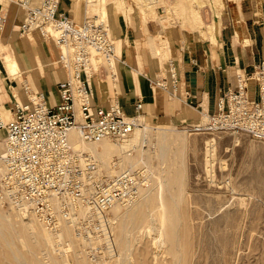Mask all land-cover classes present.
<instances>
[{
	"label": "rangeland",
	"instance_id": "374dc122",
	"mask_svg": "<svg viewBox=\"0 0 264 264\" xmlns=\"http://www.w3.org/2000/svg\"><path fill=\"white\" fill-rule=\"evenodd\" d=\"M197 1L94 0L92 9L80 0L84 15L100 14L97 2L107 4L109 25L112 11L135 8L157 23L195 17L207 25L226 4ZM134 128L133 136L110 139L121 150L105 160L114 164L115 158L118 166L123 160L119 169L150 168L151 184L139 195L142 199L149 193L139 202L142 209L119 216L110 208L107 216L99 213L102 224L80 231L62 219L51 230L35 211L0 198V264H264V140L244 131H187L173 122H150L144 115ZM163 131L169 135L165 151ZM5 137L3 128L0 153ZM4 172L5 166L0 176ZM120 203L126 209L130 202Z\"/></svg>",
	"mask_w": 264,
	"mask_h": 264
},
{
	"label": "built area",
	"instance_id": "2783aa9c",
	"mask_svg": "<svg viewBox=\"0 0 264 264\" xmlns=\"http://www.w3.org/2000/svg\"><path fill=\"white\" fill-rule=\"evenodd\" d=\"M16 2L25 11L22 32L37 29L53 40L68 76L58 83L60 99L55 104L26 86L28 100H16L9 117L0 108V128L6 130L0 198L20 206L28 202L51 230H57L62 219L78 231L91 224L98 227L104 222L100 212L107 216L114 203L139 197L142 187L151 184V170L119 169L115 158L117 169L107 170L92 153L75 147L69 132L75 127L87 140L126 137L139 121L143 100L135 102L133 115L117 99L107 105L94 103L95 78L105 62L112 69L117 58L116 39L106 18L86 13L77 22L59 9L61 0ZM6 18L1 12L0 27ZM250 79L258 84V98L248 94ZM218 107L203 112L198 122L183 120L180 125L187 131H244L264 140V58L253 70L239 73L238 86L224 92ZM83 206H89L84 213Z\"/></svg>",
	"mask_w": 264,
	"mask_h": 264
},
{
	"label": "crops",
	"instance_id": "0c3cea01",
	"mask_svg": "<svg viewBox=\"0 0 264 264\" xmlns=\"http://www.w3.org/2000/svg\"><path fill=\"white\" fill-rule=\"evenodd\" d=\"M91 1L86 5L93 9ZM104 8L107 14V4ZM59 9L77 22L84 19L80 0H61ZM1 12L7 18L0 27V108L27 101L26 86L43 92L49 104L57 103L58 83L68 76L59 47L37 29L22 32L25 11L16 0H0ZM109 22L117 58L112 69L105 62L95 78L94 103L117 99L133 115L142 98L141 115L150 122H198L203 112L218 110L219 98L238 86L239 73L253 70L264 58V0H226L223 13L207 25L195 17L157 23L136 8L112 11ZM7 52L10 63L4 58ZM248 89L251 98L259 97L255 80H249Z\"/></svg>",
	"mask_w": 264,
	"mask_h": 264
},
{
	"label": "bare ground",
	"instance_id": "6f19581e",
	"mask_svg": "<svg viewBox=\"0 0 264 264\" xmlns=\"http://www.w3.org/2000/svg\"><path fill=\"white\" fill-rule=\"evenodd\" d=\"M197 1V0H196ZM197 2H200V3H202L201 1H197ZM199 4V3H198ZM203 4V3H202ZM201 4V5H202ZM200 5V4H199ZM105 5H103V7H102V13L98 16V17H106V10H105ZM195 10H197V9H195ZM193 13H195L194 12V10H193ZM197 13H199V11H197ZM200 14V13H199ZM0 50H2V46H0ZM1 52V51H0ZM3 52V51H2ZM4 58L10 63L11 62V55L10 54H8V53H5V56H4ZM13 66V65H12ZM12 72H14L13 71V69H12ZM4 110V109H3ZM4 114H5V116L6 117H9L11 114H10V110L8 109V108H6L4 111ZM141 115V114H140ZM136 133V128H134L133 129V131L130 133V134H128L127 136H133L134 134ZM161 133V132H160ZM168 133H167V131H163L162 133H161V140H162V151H165L166 150V148H167V145H166V142H167V139H168ZM69 138H70V141H71V143L75 146V147H86L89 151H91V152H94V153H96V155H98L97 157H99V159L102 161V165L107 169V170H111V171H113V170H116L117 168H114V165L112 164V163H110L109 161H106L105 159V157L107 156V154L108 153H111V152H113V151H116V150H121V145L119 144V143H114V142H111L110 141V137H105V138H102V139H100V140H87V139H85L83 136H82V134H81V132L77 129V128H72L71 130H70V132H69ZM6 140V139H5ZM98 143H101L102 144V146H103V148L102 149H98L97 148V146H96V144H98ZM3 153H4V150L0 153V169L2 170L3 168H4V166H5V171H6V164H5V161L3 160ZM164 153V152H163ZM113 163H114V161H113ZM120 164H119V166L120 167H122V165H124L123 163H124V161L123 160H121L120 162H119ZM5 173V172H4ZM3 173V174H4ZM175 175V174H174ZM178 175H180V173L178 174ZM174 177V176H173ZM172 177V178H173ZM177 177V176H176ZM176 177H174V178H176ZM178 178V177H177ZM180 178V177H179ZM178 178V179H179ZM174 180V179H173ZM180 180V179H179ZM144 189H141V191H143ZM146 193V192H145ZM149 194V193H148ZM148 194H142V199L144 198V199H146V198H148L147 197V195ZM142 199H139V197L137 198V199H135L133 202H130L129 204H128V206L126 207V209H123L122 208V203H120V202H116V203H114L110 208L117 214V215H122V214H128V215H132V216H134V215H136L141 209H142V206H141V203L139 204V202H140V200H142ZM143 203V202H142ZM24 206V207H23ZM23 206H21V208H24V209H28V211H30V212H33L34 210H33V208H32V206L28 203V202H25L24 204H23ZM88 208V207H87ZM86 208V209H87ZM85 210V209H84ZM23 212H25V211H23ZM29 213V212H28ZM126 214V215H127ZM165 214L166 213H164V215L163 216H165ZM28 217H29V215H28ZM27 217V218H28ZM30 218H32V217H30ZM29 219V218H28ZM65 221H67V220H65V219H63L62 220V222L64 223ZM30 225H31V223H29ZM26 226V225H25ZM32 226V225H31ZM33 227V226H32ZM34 228V227H33ZM30 229H32V228H30ZM61 230V229H60ZM59 231V230H58ZM36 233L37 234H39L40 236H41V238L43 237L42 236V232L41 231H37L36 230ZM82 233V232H81ZM33 234H35V233H33ZM36 234V235H37ZM38 236V235H37ZM38 238V237H37ZM41 238H40V241H41ZM57 238V237H56ZM55 239V238H54ZM58 239V238H57ZM10 241V240H9ZM39 241V242H40ZM55 241H56V239H55ZM9 242H7V244H8ZM10 244V243H9ZM4 254V253H3ZM6 255V254H5ZM16 257L18 258V256L16 255ZM85 257H87V256H85ZM9 261V260H8ZM24 264H26V263H24Z\"/></svg>",
	"mask_w": 264,
	"mask_h": 264
}]
</instances>
